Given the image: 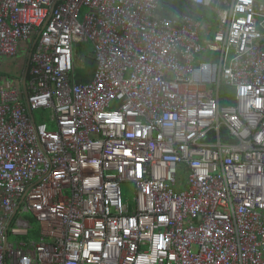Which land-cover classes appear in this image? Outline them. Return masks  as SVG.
<instances>
[{"label":"built area","instance_id":"2783aa9c","mask_svg":"<svg viewBox=\"0 0 264 264\" xmlns=\"http://www.w3.org/2000/svg\"><path fill=\"white\" fill-rule=\"evenodd\" d=\"M191 1L0 0V264H264V0Z\"/></svg>","mask_w":264,"mask_h":264},{"label":"crops","instance_id":"0c3cea01","mask_svg":"<svg viewBox=\"0 0 264 264\" xmlns=\"http://www.w3.org/2000/svg\"><path fill=\"white\" fill-rule=\"evenodd\" d=\"M184 15L191 16L195 21L202 22V27H200V33L204 38L213 36L214 33L217 31V28L219 25V14L214 8L198 6L194 4L191 0H160V6L156 12V16L158 18H162V17L173 18L176 21H178V24H179ZM208 54L210 55L211 53L208 52ZM88 59L92 60L91 57H89ZM8 60L9 59L0 58V69L2 68V69L7 70V63L5 62H7ZM93 68H94V64L89 69V72L84 76L85 78L83 79L84 81H88L93 78ZM26 69L28 70V65H26ZM21 76H22V73L20 77ZM9 79L10 80L13 79L14 81L10 82ZM18 81H19V78H10L4 74L0 75L1 85L3 84L12 85L13 83H17ZM19 85L20 87H22V89H24V82H22V84L20 83ZM225 88L228 90V92L226 93L224 92V90L221 91V98H222V99L220 98L221 103H222V100L224 99L225 102L223 101L224 102L222 103L223 105L233 104L234 94L231 93L232 90L230 92L229 87H225ZM40 110H45V109H40ZM33 116L35 117L34 112H33ZM40 122H46L51 126V128H53V126H55L56 128V124L52 120L51 113L48 116H44L43 120Z\"/></svg>","mask_w":264,"mask_h":264},{"label":"rangeland","instance_id":"374dc122","mask_svg":"<svg viewBox=\"0 0 264 264\" xmlns=\"http://www.w3.org/2000/svg\"><path fill=\"white\" fill-rule=\"evenodd\" d=\"M91 43L87 42V43H80L78 44V46L76 47V54H77V59L75 62L76 65V71H77V79L78 80H83L85 79L84 76L89 72V69L93 66L94 61L87 59L89 52L91 51ZM7 70L6 69H0V75L4 74L7 75L10 78H19L21 73H22V69L20 66V61L18 58H12L10 60H8L7 62ZM88 68V70H87ZM81 76V78H80ZM35 114V118L37 120V122H40L43 120L44 116H48L50 114V111L48 110H38L34 112ZM53 130H55V126H53V128H51ZM122 188L124 191V197H125V201L129 202L131 204V207L133 205V201H134V195H135V189L133 184L131 183H123L122 184ZM32 222L36 228V230L38 229V222L34 219L31 218ZM30 238H35V235L32 234L30 236ZM18 239V238H16Z\"/></svg>","mask_w":264,"mask_h":264},{"label":"trees","instance_id":"16d2710c","mask_svg":"<svg viewBox=\"0 0 264 264\" xmlns=\"http://www.w3.org/2000/svg\"><path fill=\"white\" fill-rule=\"evenodd\" d=\"M223 90H224V92H226V93L228 92V90H227L226 88H224ZM230 92H231V90H230ZM221 99H222V98H221ZM223 101L225 102L224 99L222 100V103H224ZM225 137H226V138H224V140H227V141H230V140H231V139L228 137V135H227L226 132H225ZM33 234L35 235V237H37V233H36V232H34Z\"/></svg>","mask_w":264,"mask_h":264},{"label":"snow or ice","instance_id":"6c2138e0","mask_svg":"<svg viewBox=\"0 0 264 264\" xmlns=\"http://www.w3.org/2000/svg\"><path fill=\"white\" fill-rule=\"evenodd\" d=\"M125 154H126V155H131V152H126Z\"/></svg>","mask_w":264,"mask_h":264}]
</instances>
